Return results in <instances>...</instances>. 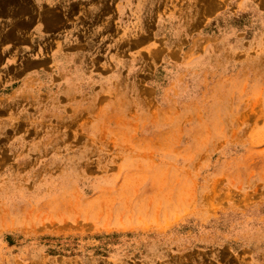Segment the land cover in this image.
Listing matches in <instances>:
<instances>
[{
	"label": "rangeland",
	"instance_id": "1",
	"mask_svg": "<svg viewBox=\"0 0 264 264\" xmlns=\"http://www.w3.org/2000/svg\"><path fill=\"white\" fill-rule=\"evenodd\" d=\"M7 1L0 264H264V0Z\"/></svg>",
	"mask_w": 264,
	"mask_h": 264
},
{
	"label": "bare ground",
	"instance_id": "2",
	"mask_svg": "<svg viewBox=\"0 0 264 264\" xmlns=\"http://www.w3.org/2000/svg\"><path fill=\"white\" fill-rule=\"evenodd\" d=\"M11 1H13V0H11ZM5 2H6V0H5ZM5 2H4V3H5ZM7 2L9 3V0H8ZM11 3H12V2H11ZM20 4H21V3H20ZM51 25H52V24H51ZM52 26H53V25H52Z\"/></svg>",
	"mask_w": 264,
	"mask_h": 264
}]
</instances>
